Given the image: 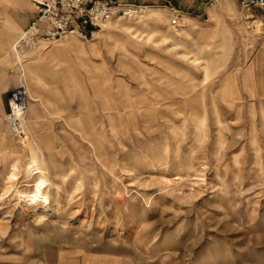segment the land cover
<instances>
[{
	"label": "rangeland",
	"instance_id": "1",
	"mask_svg": "<svg viewBox=\"0 0 264 264\" xmlns=\"http://www.w3.org/2000/svg\"><path fill=\"white\" fill-rule=\"evenodd\" d=\"M163 1L19 58L0 0V264H264V9Z\"/></svg>",
	"mask_w": 264,
	"mask_h": 264
},
{
	"label": "built area",
	"instance_id": "2",
	"mask_svg": "<svg viewBox=\"0 0 264 264\" xmlns=\"http://www.w3.org/2000/svg\"><path fill=\"white\" fill-rule=\"evenodd\" d=\"M36 17L20 35L13 49L19 52L25 48L48 46L69 36L84 41L94 38L97 31L115 19H134L148 12L149 5L124 0H31ZM244 9L259 7L264 9V0H239ZM173 11L174 9L170 7ZM174 26H180L181 13L175 11ZM264 23V22H263ZM10 113L7 116L15 133L23 132L21 126L26 112L23 92L15 91L10 98ZM18 113V114H17ZM21 121V124L19 123Z\"/></svg>",
	"mask_w": 264,
	"mask_h": 264
},
{
	"label": "crops",
	"instance_id": "3",
	"mask_svg": "<svg viewBox=\"0 0 264 264\" xmlns=\"http://www.w3.org/2000/svg\"><path fill=\"white\" fill-rule=\"evenodd\" d=\"M146 1H148L149 3H147V5H149V6H152V7H155V6H158L159 4H158V2H160V1H163V0H146ZM164 2V1H163ZM165 3H169V5H167L166 7H168V9H170V7H172L174 10L172 11L171 9V11H172V19H171V21H170V23H171V25L172 26H174L173 25V23H172V20L175 18V16H176V13H175V11H177V12H179V13H181V20L184 18V11L183 10H181V9H179V8H177V7H175V6H173L172 5V3H171V1L170 0H168V1H166ZM34 13H35V17H36V11H35V8H34ZM34 17V18H35ZM31 23V22H30ZM30 23H29V25H30ZM28 25V26H29ZM28 26L25 28V30L28 28ZM180 26H181V24H180ZM174 27H176V26H174ZM72 37H74V36H72ZM75 38H77V37H75ZM77 39H79V38H77ZM77 42V41H76ZM84 48V47H83Z\"/></svg>",
	"mask_w": 264,
	"mask_h": 264
},
{
	"label": "bare ground",
	"instance_id": "4",
	"mask_svg": "<svg viewBox=\"0 0 264 264\" xmlns=\"http://www.w3.org/2000/svg\"><path fill=\"white\" fill-rule=\"evenodd\" d=\"M261 19L259 18V20L258 21H260ZM258 23V22H257ZM259 24H260V22H259ZM262 26H264V23H263V21H262ZM261 30V29H260ZM263 31H264V28H263ZM23 33V32H22ZM21 33V34H22ZM20 34V35H21ZM59 41H61V40H57V41H55L54 43H56V42H59ZM71 45V44H70ZM71 47L73 48V46L71 45ZM74 48H76V47H74ZM79 51H83L84 50V48L83 47H78L77 48ZM18 114V113H17ZM13 170H12V173H11V177L12 178H14V179H16L17 178V173H16V170L18 169V166L16 165V164H13V168H12ZM38 190L40 189V188H42V186L44 185V183H46V181H44L43 180V178H41L38 182Z\"/></svg>",
	"mask_w": 264,
	"mask_h": 264
}]
</instances>
